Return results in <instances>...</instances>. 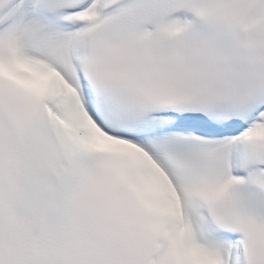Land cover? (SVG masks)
<instances>
[{
  "label": "snow or ice",
  "instance_id": "snow-or-ice-1",
  "mask_svg": "<svg viewBox=\"0 0 264 264\" xmlns=\"http://www.w3.org/2000/svg\"><path fill=\"white\" fill-rule=\"evenodd\" d=\"M0 264H264V0H0Z\"/></svg>",
  "mask_w": 264,
  "mask_h": 264
}]
</instances>
